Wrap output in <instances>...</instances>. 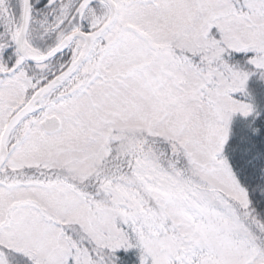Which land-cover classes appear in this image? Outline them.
Returning <instances> with one entry per match:
<instances>
[{
    "label": "snow or ice",
    "instance_id": "snow-or-ice-1",
    "mask_svg": "<svg viewBox=\"0 0 264 264\" xmlns=\"http://www.w3.org/2000/svg\"><path fill=\"white\" fill-rule=\"evenodd\" d=\"M260 96L264 0H0V264H264Z\"/></svg>",
    "mask_w": 264,
    "mask_h": 264
},
{
    "label": "trees",
    "instance_id": "trees-1",
    "mask_svg": "<svg viewBox=\"0 0 264 264\" xmlns=\"http://www.w3.org/2000/svg\"><path fill=\"white\" fill-rule=\"evenodd\" d=\"M261 109L264 111V96L258 97ZM258 125L264 126V116L261 117L260 120L257 121ZM243 125L241 123L237 124V129H242ZM237 165L239 166V162L237 161ZM259 210L264 211V204L258 205ZM125 261L126 264H136V254L135 253H129L125 255L123 252L119 254Z\"/></svg>",
    "mask_w": 264,
    "mask_h": 264
}]
</instances>
